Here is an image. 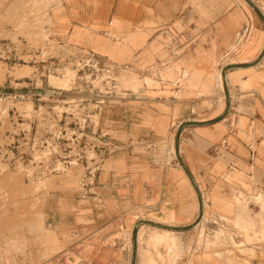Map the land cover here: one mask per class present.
<instances>
[{
    "label": "crops",
    "instance_id": "1",
    "mask_svg": "<svg viewBox=\"0 0 264 264\" xmlns=\"http://www.w3.org/2000/svg\"><path fill=\"white\" fill-rule=\"evenodd\" d=\"M249 1L264 16V0ZM50 20L52 35L81 41L118 64L132 65L140 54L144 79L158 88L111 112L110 132L126 141L96 171L94 202H46L50 232L46 248L30 238L32 264H127L124 235L136 249L130 263L151 264L141 229L152 231H144V241L175 235L181 250L190 239L192 263L215 264V249L197 248L207 222L235 220L232 193L264 195L263 21L238 0H61ZM133 142L146 144L144 153L136 154ZM140 221L193 227L137 226L132 243ZM251 264H264V250Z\"/></svg>",
    "mask_w": 264,
    "mask_h": 264
},
{
    "label": "rangeland",
    "instance_id": "2",
    "mask_svg": "<svg viewBox=\"0 0 264 264\" xmlns=\"http://www.w3.org/2000/svg\"><path fill=\"white\" fill-rule=\"evenodd\" d=\"M60 2L0 0V264H32L30 238L46 248L49 199L94 202L96 171L126 141L110 132L111 112L142 99L145 88H158L144 79L140 54L132 65L118 64L81 41L52 35L50 9ZM132 146L136 154L147 148ZM232 197L235 220L210 218L197 248L215 249V264H251L254 252L264 250V195L254 190ZM144 231H152L139 234L151 264H193L190 239L181 250L175 235L144 241ZM124 237L132 264L136 253L133 259Z\"/></svg>",
    "mask_w": 264,
    "mask_h": 264
},
{
    "label": "water",
    "instance_id": "3",
    "mask_svg": "<svg viewBox=\"0 0 264 264\" xmlns=\"http://www.w3.org/2000/svg\"><path fill=\"white\" fill-rule=\"evenodd\" d=\"M257 15L258 17L263 21L264 23V16L262 15V13L249 1V0H243ZM224 71L222 72V82H223V93H224V97L226 99V101L228 100V95L226 93V89H225V81H224ZM188 124L186 123H183L181 124L179 127H178V130H177V133H176V137H175V151L177 150V139H178V136H179V133L181 132V130L187 126ZM177 152V151H176ZM202 218V210L200 209V212H199V215L194 223L197 224ZM138 224H141V225H147L151 228H154V229H158V230H164V231H172V232H185V231H188L190 230L193 226H190L188 228H184V229H172V228H168V227H163V226H158V225H155V224H151V223H148V222H139L137 223V225L135 226V228L133 229L132 231V243L134 242L135 240V234H136V228L138 226ZM132 248H133V259L135 258V253H136V249H135V246L134 244L132 245Z\"/></svg>",
    "mask_w": 264,
    "mask_h": 264
},
{
    "label": "bare ground",
    "instance_id": "4",
    "mask_svg": "<svg viewBox=\"0 0 264 264\" xmlns=\"http://www.w3.org/2000/svg\"><path fill=\"white\" fill-rule=\"evenodd\" d=\"M221 81V80H220ZM222 83V82H221ZM261 236L264 237V231L260 232Z\"/></svg>",
    "mask_w": 264,
    "mask_h": 264
}]
</instances>
